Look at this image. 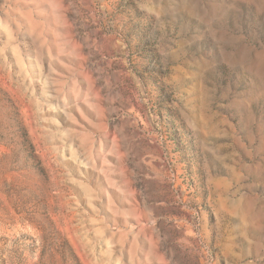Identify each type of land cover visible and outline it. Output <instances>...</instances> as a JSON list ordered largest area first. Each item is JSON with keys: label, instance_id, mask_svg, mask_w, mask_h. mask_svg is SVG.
<instances>
[{"label": "rangeland", "instance_id": "374dc122", "mask_svg": "<svg viewBox=\"0 0 264 264\" xmlns=\"http://www.w3.org/2000/svg\"><path fill=\"white\" fill-rule=\"evenodd\" d=\"M0 264H264V0H0Z\"/></svg>", "mask_w": 264, "mask_h": 264}]
</instances>
